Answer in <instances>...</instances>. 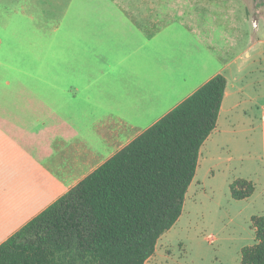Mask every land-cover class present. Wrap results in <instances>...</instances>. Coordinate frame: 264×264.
Wrapping results in <instances>:
<instances>
[{"label": "crops", "instance_id": "0c3cea01", "mask_svg": "<svg viewBox=\"0 0 264 264\" xmlns=\"http://www.w3.org/2000/svg\"><path fill=\"white\" fill-rule=\"evenodd\" d=\"M212 10L0 0V245L222 74L219 120L183 214L148 261L171 264L173 244L188 238L209 264L212 245L220 264H240L256 243L252 217L264 216V47L237 51L242 21L227 28ZM236 179L255 184L249 199L232 198Z\"/></svg>", "mask_w": 264, "mask_h": 264}, {"label": "trees", "instance_id": "16d2710c", "mask_svg": "<svg viewBox=\"0 0 264 264\" xmlns=\"http://www.w3.org/2000/svg\"><path fill=\"white\" fill-rule=\"evenodd\" d=\"M227 87L215 76L0 245V264H146L183 214ZM255 190L247 179L230 185L237 201ZM252 226L240 264H264V216Z\"/></svg>", "mask_w": 264, "mask_h": 264}, {"label": "rangeland", "instance_id": "374dc122", "mask_svg": "<svg viewBox=\"0 0 264 264\" xmlns=\"http://www.w3.org/2000/svg\"><path fill=\"white\" fill-rule=\"evenodd\" d=\"M3 1V0H2ZM9 1V0H5ZM73 0H67V4ZM107 0H77V3H83L85 6L94 2H103ZM130 1H140V0H130ZM146 1V0H144ZM149 1V0H148ZM167 1V0H162ZM197 2H205V4H211L215 10H212L213 15H218L224 23H227V28H232L236 26L240 28L241 24L239 21H242V39L238 41L236 50L238 51L240 47H246L249 43L253 44V48L261 49L264 47V2L261 5L255 0H194ZM261 1V0H260ZM76 4V3H75ZM56 17L55 13L52 15ZM69 17H73L74 12L69 11ZM227 21H226V20ZM235 21H238L235 23ZM259 26V29L255 28V24ZM225 25V26H226ZM215 27H213L214 29ZM238 34L241 32L238 31ZM214 36H219L216 33H213ZM249 44V45H250ZM256 52V51H254ZM11 60V59H7ZM261 65H264V61L258 60ZM194 190L191 191L193 193ZM191 194L189 196V199ZM204 237L211 238V235L205 234ZM213 246V245H212ZM212 263L211 264H220L219 260L215 255V248L212 247ZM172 262L171 264H209L207 259L209 256L207 253L201 252V255L198 254L196 245L193 242H190L188 238H179V241H176L171 249ZM204 254V257L202 256ZM153 261V260H152ZM152 261H148L147 264H152Z\"/></svg>", "mask_w": 264, "mask_h": 264}, {"label": "built area", "instance_id": "2783aa9c", "mask_svg": "<svg viewBox=\"0 0 264 264\" xmlns=\"http://www.w3.org/2000/svg\"><path fill=\"white\" fill-rule=\"evenodd\" d=\"M254 25H255V27H257L256 23Z\"/></svg>", "mask_w": 264, "mask_h": 264}]
</instances>
